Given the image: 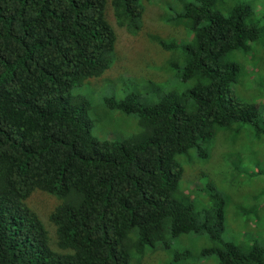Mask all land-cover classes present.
I'll use <instances>...</instances> for the list:
<instances>
[{
	"label": "trees",
	"instance_id": "16d2710c",
	"mask_svg": "<svg viewBox=\"0 0 264 264\" xmlns=\"http://www.w3.org/2000/svg\"><path fill=\"white\" fill-rule=\"evenodd\" d=\"M153 1L0 0V264H130L188 235L205 238L201 259L264 264V230L230 231L212 185L200 212L181 189V158L209 163L221 135L231 148L264 143V87L242 89L247 62L264 61V12L251 1L177 0L183 10L169 20L193 35L169 61L185 90L162 93L150 77L120 74L142 88L106 95L102 106L136 115L138 130L121 142L91 134L98 109L75 90L113 82L119 36L109 12L136 33ZM255 164L264 174V158ZM45 195L57 200L46 199L51 209L37 207Z\"/></svg>",
	"mask_w": 264,
	"mask_h": 264
},
{
	"label": "rangeland",
	"instance_id": "374dc122",
	"mask_svg": "<svg viewBox=\"0 0 264 264\" xmlns=\"http://www.w3.org/2000/svg\"><path fill=\"white\" fill-rule=\"evenodd\" d=\"M256 8L255 11L264 12V0H248ZM183 10V4L177 0H154L146 3L143 15L142 29L135 33L130 18L118 19L110 11L109 16L119 36L120 59L115 66L106 73L113 78V82L101 83L96 86L86 83L83 87L75 90V93L91 98L95 108L89 112L94 125L91 129L93 137L100 141H124L138 130V118L134 114H125L119 110H106L102 106V100L106 95L122 96L125 93L136 91L135 82H124L116 79L120 74L124 76H146L155 80V90L167 93L172 90L184 91L180 80L176 77L179 70L171 68L170 58L174 55L181 56L185 45L191 42L192 31L183 22L169 20L174 18ZM261 14H255L259 20ZM264 30V21H261ZM158 41H155L156 39ZM176 43L177 48L164 50L162 43ZM174 59V58H172ZM241 61V62H240ZM240 63L244 66L242 60ZM114 65V64H113ZM183 61L179 62L182 69ZM246 84L243 91L257 92L258 84L264 87V61L262 57L255 61L247 62L245 65ZM104 79V78H103ZM141 87V86H140ZM142 88V87H141ZM152 91H149L151 93ZM244 139V138H243ZM238 140L234 148L228 147L224 136H220L213 147L210 162L196 159L195 164L188 163L183 157L181 163L185 168V175L181 181V189L189 196L191 204L197 212L202 211L211 203L208 186L216 188L224 195L227 201L226 216L229 230L240 235L246 231V227L252 230H264V174H258L259 167L255 163L258 158H264V143H258L251 138L248 141ZM230 144V143H229ZM212 144L206 148L211 149ZM254 152L257 155H254ZM231 154V155H230ZM240 157L242 164L236 166L234 160ZM249 159V160H248ZM264 170V165L260 164ZM200 173H204L202 176ZM54 198L45 195L44 204L37 203V207H49L55 204ZM57 202L56 198H54ZM55 206V205H54ZM258 206V212H246ZM48 209V208H47ZM206 244L205 238L199 235L182 236L173 240L169 248L157 245L148 248L143 257L135 255L130 264H217L212 258L201 259L197 251ZM189 250L191 256L188 259L175 260L177 253Z\"/></svg>",
	"mask_w": 264,
	"mask_h": 264
}]
</instances>
